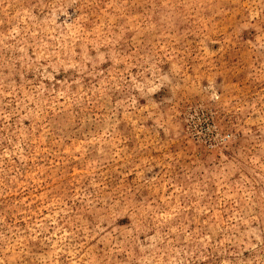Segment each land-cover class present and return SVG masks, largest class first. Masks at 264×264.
<instances>
[{
    "label": "rangeland",
    "instance_id": "rangeland-1",
    "mask_svg": "<svg viewBox=\"0 0 264 264\" xmlns=\"http://www.w3.org/2000/svg\"><path fill=\"white\" fill-rule=\"evenodd\" d=\"M0 264H264V0H0Z\"/></svg>",
    "mask_w": 264,
    "mask_h": 264
}]
</instances>
